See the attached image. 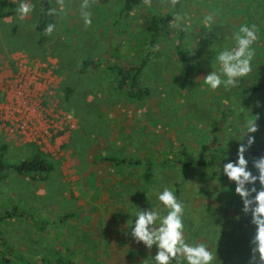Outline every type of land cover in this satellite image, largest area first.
<instances>
[{
  "label": "rangeland",
  "instance_id": "374dc122",
  "mask_svg": "<svg viewBox=\"0 0 264 264\" xmlns=\"http://www.w3.org/2000/svg\"><path fill=\"white\" fill-rule=\"evenodd\" d=\"M7 1L12 6L0 17V162L16 164L39 151L52 169L43 179L0 173V216L13 205L30 213L0 221V264L49 263L57 249L70 264H152L155 246L150 253L130 232L139 208H163L157 194L164 187L186 205L189 242L217 250L216 264H248L255 226L244 219L221 162L182 175L172 159L180 145L199 158L227 140L238 149L247 140L246 120L257 115L252 146L264 141V0H183L175 9L142 0L129 10L121 9L125 0H99L88 29L81 0H65L66 14L55 16L47 13L59 9L56 0H45V29L56 28L52 35L44 30L41 42L40 0H28L35 10L24 20L16 11L21 0ZM166 13L172 17L159 42L147 46L145 20ZM174 14L187 17L186 30L172 26ZM243 24L257 26L253 72L238 88L211 90L203 77L218 70L216 56L233 46L232 34ZM176 45L192 65L188 76ZM141 58L138 81L149 93L136 101L114 89L108 67H134ZM84 60L92 64L81 69ZM250 84L261 86L242 90ZM147 156L167 162L153 167L144 184L143 165L134 162ZM248 167L258 175L252 159Z\"/></svg>",
  "mask_w": 264,
  "mask_h": 264
},
{
  "label": "clouds",
  "instance_id": "9594fccd",
  "mask_svg": "<svg viewBox=\"0 0 264 264\" xmlns=\"http://www.w3.org/2000/svg\"><path fill=\"white\" fill-rule=\"evenodd\" d=\"M56 3L59 9H49L47 15L55 16L58 11L66 14L65 0H56ZM98 3L99 0H81L79 9L85 29L92 26L91 8ZM180 3L181 0H159L161 7L169 9H175ZM143 4L152 7L153 0H143ZM34 10L35 6L28 0H21L16 11L19 19L24 20ZM210 20L211 17L206 18L204 24L208 25ZM171 24L173 27L183 26L182 30L189 27L187 17L183 14H174ZM55 28V23H48L45 33L52 35ZM231 39L233 46L225 47L216 56L218 70H213L203 77L204 83L211 90L223 86L225 91H231L238 88L241 81L253 72V61L256 58L254 45L258 42L257 26L241 25L233 32ZM258 119L257 115L255 119L246 120V131L243 134L244 138L247 137L246 143L239 144L237 160L225 163L222 169L229 181L235 184V194L241 198L243 214L250 215V223L255 226V234L250 240L248 264H264V156L252 159V165L258 175L249 170V160L245 158V153L255 143V136L249 134L259 131ZM257 181L259 189L256 187ZM157 199L163 208H139L130 232L132 239L138 244L142 243L150 253L155 246L156 254L151 255L152 264H216L217 250H211L203 241L189 242L185 235L186 205L178 199L175 191L164 187L157 194Z\"/></svg>",
  "mask_w": 264,
  "mask_h": 264
},
{
  "label": "trees",
  "instance_id": "16d2710c",
  "mask_svg": "<svg viewBox=\"0 0 264 264\" xmlns=\"http://www.w3.org/2000/svg\"><path fill=\"white\" fill-rule=\"evenodd\" d=\"M142 0H125L122 5V10H129L130 3H140ZM183 0H181L182 2ZM39 16L36 22L35 28L38 32L39 42H41L44 38V30L46 26V18L45 14L48 8V4L45 0L39 1ZM179 5V4H178ZM177 5V6H178ZM12 3L7 0H0V17L5 16L8 14L7 12L4 13L2 9L11 7ZM176 6V7H177ZM172 13H166L164 15L158 14H151L145 20L143 30L145 32V41L147 46H156L159 42L161 34L163 32V28L166 26L169 19H171ZM175 53L178 61L180 62L182 68L184 69V77L190 74L192 69V65L189 62L185 51L181 49L178 45L175 46ZM145 63V58H141L140 62L135 65L134 67L124 68L120 65H109V70L112 72L113 82H114V89L117 91H122L127 98L134 99L139 101L143 97L147 96L149 90L146 86H142L138 81V74L142 69ZM92 64L91 61L84 60L81 65V69L85 68L86 66ZM260 84H250L245 87L244 91H255L260 88ZM66 91V95L68 94V88H64ZM260 156H264V141L259 140L257 141L256 145L252 146L248 152L245 153L246 159H253L258 158ZM174 158V157H173ZM174 160L175 164L177 165L178 169L181 171L182 175H185L189 170L193 168H203L208 169L214 164L221 162L222 165L229 161H236L237 160V148L233 142L230 140L225 141L224 147L219 149L212 150L208 156H204L202 158L194 156L190 151H188L183 145L178 147L176 152V158ZM123 161V159H122ZM127 163L126 161H123ZM166 163L167 160H157L156 158H152L147 156L141 163L139 161H135L134 164L143 165V169L141 171V179L144 184L150 182L152 180V169L153 167L158 166V164ZM128 164V163H127ZM12 170L17 175H24V174H37V177L43 179L47 172L52 169L51 163L39 152L34 151L31 156L26 160H21L19 163L16 164H2L0 162V173L4 172L3 170ZM257 187V186H256ZM258 188V187H257ZM259 189V188H258ZM177 192V191H176ZM176 194V193H175ZM14 216H24L30 218V213L28 211H24L22 209H18L17 205H13L10 207L4 215L0 216V221L4 218L14 217ZM67 215L59 216L57 221L65 218ZM244 219L248 222L249 228H253V225L250 223L251 217L243 216ZM54 220V219H53ZM56 221V222H57ZM43 225L40 224V227ZM39 227V228H40ZM0 243L5 245V240L2 238L0 234ZM53 259L49 263L40 262L41 264H70L64 252L60 249L54 251ZM3 261H6V258H3ZM26 264H34V263H26Z\"/></svg>",
  "mask_w": 264,
  "mask_h": 264
},
{
  "label": "built area",
  "instance_id": "2783aa9c",
  "mask_svg": "<svg viewBox=\"0 0 264 264\" xmlns=\"http://www.w3.org/2000/svg\"><path fill=\"white\" fill-rule=\"evenodd\" d=\"M19 127L21 128L20 130H21L22 132L25 131V128H26V127H25L23 124H21Z\"/></svg>",
  "mask_w": 264,
  "mask_h": 264
}]
</instances>
